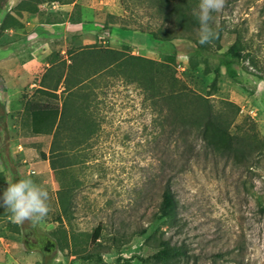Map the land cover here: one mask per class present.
<instances>
[{
	"label": "rangeland",
	"instance_id": "374dc122",
	"mask_svg": "<svg viewBox=\"0 0 264 264\" xmlns=\"http://www.w3.org/2000/svg\"><path fill=\"white\" fill-rule=\"evenodd\" d=\"M18 1H0V21L9 12L20 22L0 30V197L7 182L31 176L47 188L51 210L40 224L17 225L0 206V264H152L143 258L164 238L187 250L172 264H264V0H226L213 13L223 48L237 34L245 44L239 76L220 68L214 84L216 59L187 38L155 40L145 32L160 23L153 0H34L35 12L14 10ZM86 45L169 64L191 94L149 96L104 67L101 56L79 61L72 81L89 94V124L78 121L74 130L89 135L69 148L71 164L52 169L41 155L51 134L32 130L42 124V104L59 103L42 94V74L50 61L68 64L69 48ZM35 57L29 72L15 70ZM154 78L156 90L177 88L170 72ZM28 102L39 105L35 123L24 111ZM205 106L232 150L198 135ZM167 181L176 201L171 224L154 215Z\"/></svg>",
	"mask_w": 264,
	"mask_h": 264
},
{
	"label": "trees",
	"instance_id": "16d2710c",
	"mask_svg": "<svg viewBox=\"0 0 264 264\" xmlns=\"http://www.w3.org/2000/svg\"><path fill=\"white\" fill-rule=\"evenodd\" d=\"M40 1L45 0H37V2ZM153 1L155 4V13L159 18L160 23L154 28L140 31H145L155 40L187 38L192 41L196 52L217 60V67L214 70L215 75L212 84L215 83L220 68H223L225 73L232 79H236L239 76L237 66H241L242 60L245 56V44L239 34L235 36L233 41L227 47L223 48L220 42L223 28L214 24V27L218 30L217 38L211 43L201 45L198 42L199 21L197 17L193 15V10L197 8L199 0ZM122 3H124L123 0ZM13 9L35 12L37 6L36 3H34V0H19L13 6ZM19 25L20 22L17 17L9 12H5L1 17L0 30ZM125 29L132 30L130 28ZM67 53L69 59L68 64L65 63L64 59L58 64L59 66L50 61V66H48L46 71L42 74V94L45 95L46 98H59V103L57 102L55 106L47 103L42 104V124L32 128L34 132L51 134L48 154L46 155L42 152L41 155L42 158L48 159L49 165L52 169L71 164L72 161L70 160V154L68 153L69 148L73 145L74 141H76L78 135L79 137L76 142H81L83 138L87 139L89 135V133L83 129L79 133L74 130L75 126L78 125V121L85 127L89 124V117L87 116L90 106L89 94L86 92L79 94V87H76L75 82L72 81L73 73L77 70L76 66L79 61L81 62L90 59L92 56H101L103 63L105 64L104 67L112 66L117 68V74L120 71L119 73L124 75L128 81H136L137 84L144 88L149 96L170 95L177 98L183 95L188 96L190 93L189 90H186L183 84L178 82L179 80L173 74L172 68L169 64L155 61L142 55H136L123 50L111 48H99L93 45L72 47L67 50ZM127 66L138 68L143 74H149V76H147V82H144L145 76L143 74L132 73L130 69H127ZM53 68H55V71L52 72L54 77L53 84L52 86H48L49 83H47L46 77L47 74L54 70ZM164 70L170 72L171 80L177 86V88L174 86V92L169 94L164 93L160 88L156 90L153 84L156 73L160 74L164 72ZM58 85L63 87L60 95L56 94ZM79 98L81 99L80 101L78 100ZM38 106V104L29 102L24 104V111H28L31 114V119L34 123L38 121L40 114L38 112ZM78 108H80L82 116H76V109ZM204 112L206 115L204 122H197L198 135L207 143V145L214 149L221 148L232 150L230 142L226 137V130L218 120V117L212 115L211 109L208 106L204 107ZM173 119L174 123L178 122L177 114H175ZM184 132L185 131H183V134ZM1 177L2 172H0V178ZM63 191L67 192L69 191V188H64ZM154 215L155 218H162L170 224L175 221L176 201L168 181L162 187L160 199ZM100 231L101 226L97 225L92 234V239L94 241L99 237ZM91 256L92 253H87L83 257L89 258ZM186 256L187 250L182 244L171 242L169 238H164L161 240L157 250L146 258H143V260H149L152 264H172V261ZM97 258L99 261H102L99 255H97Z\"/></svg>",
	"mask_w": 264,
	"mask_h": 264
},
{
	"label": "clouds",
	"instance_id": "9594fccd",
	"mask_svg": "<svg viewBox=\"0 0 264 264\" xmlns=\"http://www.w3.org/2000/svg\"><path fill=\"white\" fill-rule=\"evenodd\" d=\"M226 7V0H199L193 15L199 21L198 42L211 43L218 36L214 27L213 13H219ZM7 188L0 197V206L7 209L10 219L17 225L29 222L37 225L46 220L51 210L49 192L46 187L37 184L31 176L15 182H7Z\"/></svg>",
	"mask_w": 264,
	"mask_h": 264
},
{
	"label": "crops",
	"instance_id": "0c3cea01",
	"mask_svg": "<svg viewBox=\"0 0 264 264\" xmlns=\"http://www.w3.org/2000/svg\"><path fill=\"white\" fill-rule=\"evenodd\" d=\"M36 60H37V58L35 57V58H32V59H30V60H28L26 62H18L17 64L14 65V68H15V70H22L23 73L29 72L30 71V69H29L30 68L29 67L30 63L31 62L35 63V62H37ZM21 75L16 76V78H20ZM13 88L16 89V87H13Z\"/></svg>",
	"mask_w": 264,
	"mask_h": 264
}]
</instances>
